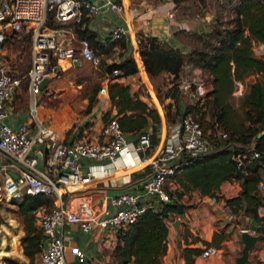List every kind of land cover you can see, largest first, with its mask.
<instances>
[{
    "label": "built area",
    "instance_id": "2783aa9c",
    "mask_svg": "<svg viewBox=\"0 0 264 264\" xmlns=\"http://www.w3.org/2000/svg\"><path fill=\"white\" fill-rule=\"evenodd\" d=\"M105 10L123 15L125 7L119 0H0V156L3 157L0 201L15 198L21 202L30 193H45L56 199L55 205L42 206L36 212L43 233L41 264H70L69 252L79 264H89L86 247L68 246L67 225L86 233L97 228L118 231L135 222L147 209H160L163 203L173 199L181 201L168 187L169 181L188 163L189 157L203 149L213 152L218 147L194 115L184 114L169 122L167 106L171 98L166 96V89L160 91L146 79L138 84L137 96L155 107L162 117L157 144L153 142L151 126L138 138H131L117 116L109 119L103 140L67 141L58 127L40 116V100L50 92L49 84L42 87L46 77L50 80L60 77L83 61L101 65L100 55L89 38L78 37L71 22L81 21L84 15L94 19ZM11 35L31 38L32 63L26 74L27 118L18 122L14 120L21 111L15 108L13 100L21 89L23 77L4 57L6 41ZM110 37L129 39L128 29L121 23L106 25L101 39L106 43ZM137 40L140 43L142 37L138 36ZM254 46L264 55V43L254 41ZM187 64L193 73L202 70L192 62ZM121 72L115 68L105 73L106 83ZM195 78L193 87L190 81L179 79V87L187 90L194 100L205 99L212 83ZM245 92L244 81H237L235 95L243 96ZM227 138L226 131H218V140ZM233 157L238 169L242 166L245 171L247 164L260 160L261 153L246 145L235 151ZM96 188L109 189L112 193L106 206L89 212L80 203L93 197ZM258 190L264 197V164ZM211 200L215 203L218 197L211 196ZM223 208L230 219L240 217L228 203ZM168 220L180 222L183 213L169 212ZM244 231L260 233L254 227L240 226V232ZM219 252L217 246L207 245L202 255Z\"/></svg>",
    "mask_w": 264,
    "mask_h": 264
},
{
    "label": "trees",
    "instance_id": "16d2710c",
    "mask_svg": "<svg viewBox=\"0 0 264 264\" xmlns=\"http://www.w3.org/2000/svg\"><path fill=\"white\" fill-rule=\"evenodd\" d=\"M233 8L231 19L220 18L210 31L201 35L206 43L205 48L183 53L157 36L141 35L140 55L146 71L151 76H158L164 72L173 75V86L166 88V96L171 98L167 106L168 121L173 122L181 115L192 114L201 121L213 142L217 145L224 143V146L218 145L213 152L189 157L188 163L181 166L173 176L182 186V190L178 188L172 193L181 199L185 191L199 189L203 194L220 197L219 191L223 182L240 181L242 183L240 193L227 197L226 202L241 217L251 216L254 219L251 227L264 233V215L260 211L264 206V197L258 190L264 164V56H257L253 49L254 41L264 43V0H238ZM89 20V17L84 15L81 21H74L71 24H75L78 37L89 38L99 55L110 52L118 41H122L124 45L128 43L127 38L111 37L104 43L99 33L89 26ZM15 38L28 39L31 47L29 35H25V38L11 35L6 45L10 41L12 43ZM186 62H192L208 71L212 79V88L205 99L194 100L185 107L183 114L176 116L172 114L173 106L177 107L176 103L181 98L177 81ZM101 64L104 66L102 69L104 74L112 72L115 68L122 71L118 75H113L109 82H113L109 95L112 104L117 108L121 126L128 132H142L152 125L153 142L157 144L158 131L162 125L159 111L133 93L130 84L126 85L117 80L138 72L137 59L129 54L118 61ZM252 73L255 74V78L247 82ZM237 81H244L246 85L245 94L239 96L243 97L242 100L235 99ZM23 84L28 90V78L22 82L21 88ZM100 88H96L90 106L94 104ZM27 98L29 100V94ZM239 101L243 115L237 119L235 103ZM210 109L213 110L212 113ZM220 130L228 133V138L224 141L218 140ZM246 145H252L254 149L259 150L261 157L259 161L245 166L246 181L243 183L244 178L238 173L237 160L233 155ZM55 203L56 199L45 193L26 194L19 203L26 231L21 240L26 255L30 257V263L40 254L43 244V233L37 224L36 212L42 206L51 207ZM185 209V203L173 199L163 203L160 209H147L128 227L119 229L114 250L118 257L115 264H163L162 258L168 250L169 212L183 213ZM205 243L211 245L210 241ZM203 250V247H185L183 253L186 263L194 264L195 256L201 254Z\"/></svg>",
    "mask_w": 264,
    "mask_h": 264
},
{
    "label": "crops",
    "instance_id": "0c3cea01",
    "mask_svg": "<svg viewBox=\"0 0 264 264\" xmlns=\"http://www.w3.org/2000/svg\"><path fill=\"white\" fill-rule=\"evenodd\" d=\"M119 1L122 2L125 7L123 15L105 10L101 15L89 20L88 23L92 29L99 33L100 37L102 35V29L106 25L110 26L115 23H121L126 26L129 34L128 43L124 45L122 41H118L113 45L110 52L103 53L102 55H113V52H116L119 55L115 61L129 54H132L137 59L139 64L138 72L117 79L126 85L130 84L131 91L136 95L138 84L141 80L146 79L156 86L157 81L154 80V78L159 77V75L151 76L146 71L139 51L140 43L137 40L138 36H157L161 41L175 48H179L183 53H189L192 49L196 48V45L193 44L192 41H196L197 39L200 43V39H202L201 35L210 31L216 22V12L208 11V4L204 5L200 0H182L180 2L176 0ZM192 3L197 7V10L191 13L186 12L188 8L191 7ZM172 11L174 12L173 15H171ZM109 62L114 61L112 60ZM187 63L189 62H186L183 67H189ZM81 64L82 63L79 65L81 66ZM79 65H77V67H79ZM182 71L180 72L181 79L184 77ZM160 75L173 76L169 72H164ZM54 79L50 80V82L52 80L53 82L49 83V90L54 85ZM104 91L105 90H103V92ZM180 91V101L176 103L177 107L173 106L172 111V114L176 116L183 114L185 107L189 103L194 102V99L190 97L187 90L181 87ZM107 96V108H111L110 110L117 114V108L112 104L110 95L108 94ZM141 99L146 101L144 98ZM96 105H94L93 108H96ZM26 118L27 112H19L17 119L14 121L18 122ZM63 118L64 117H60L57 119V121L59 120L60 122L59 125L61 129L58 128L61 130L62 137L67 141L80 138L82 136L80 133L81 130L78 129L77 126L72 127L71 122L64 121ZM105 126L103 127L102 133H99L100 136H93V140H103L106 138ZM150 126L153 128L152 125ZM67 128H69L68 133H66ZM128 133H130L131 138H138L141 131ZM201 153L209 152L203 149ZM1 158L3 157L0 156V161ZM168 187L172 191L178 188L182 190V186H180L174 178L169 181ZM241 189L242 183L240 181L223 182L219 191L220 197H218L215 203L212 202L211 195L203 194L199 189L185 191L181 198V202L186 204V209L183 212V220L178 224L176 223L177 221H174V227L169 225L168 250L164 255V264H187L183 253L184 248L187 246L204 248L207 246L205 241H210L211 245L217 246L220 252L211 256H204L202 253L196 255L194 264H236V258L241 254L244 245L241 238L240 226L251 224V227L254 224V219L248 215H243L242 217L240 215L239 218L232 220L223 207L227 203L226 198L238 195ZM92 192L93 197L83 200L80 203V205L85 207L89 212L97 211L106 206L109 202L110 194L112 193L111 190L103 188L93 189ZM260 211L263 214V207ZM66 232L68 246L76 244L87 248L89 253V264H115L116 260L112 257L113 249L106 254L103 251V246L106 244V241H112L118 232L116 229L100 230L97 228L92 233H86L82 232L74 225L69 224L66 226ZM263 243L264 241L261 240L258 243L261 247L257 245L251 251L250 261L247 264H264ZM255 250L259 251L256 256L253 255ZM68 259L70 264H79L77 258L70 252L68 253Z\"/></svg>",
    "mask_w": 264,
    "mask_h": 264
},
{
    "label": "rangeland",
    "instance_id": "374dc122",
    "mask_svg": "<svg viewBox=\"0 0 264 264\" xmlns=\"http://www.w3.org/2000/svg\"><path fill=\"white\" fill-rule=\"evenodd\" d=\"M237 1L238 0H206L202 2V4H208V11L216 12L217 21L220 18L221 20L231 19L234 13L233 6ZM188 10L186 12L191 13L197 10V7L192 3ZM192 43L196 45L194 49H203L206 47V43L202 39H200V43L197 39L196 41H192ZM30 48L29 40L26 38L23 40L15 38L12 43L10 41L4 48V57L13 64L16 73L23 77V83L27 79L26 74L32 63ZM253 49L257 56H264L258 50V47L254 46ZM105 55L100 54L102 63H111L109 61L112 60L115 61L119 54L113 52V55ZM103 67L102 64L97 66L89 61H84L81 66H75L63 73L60 77L55 78L54 85L50 88L51 91L48 94H44L40 100V116L60 129V122L59 120L57 121V119L64 117V121L71 122L72 127L77 126V128L81 130L80 133L82 136L79 139H92L93 136H98L99 133L101 134L103 127L107 125L109 119L112 116H117L116 113L110 110L111 108H107L108 106H106V101L108 99L107 95L109 94V89L112 87L111 85L113 82L106 83L102 71ZM182 73L184 75L182 80L190 81L192 87L195 85L192 81L193 77H197L195 79H203L207 81L209 85L212 83L210 73L203 68L197 74L193 73L189 67H183ZM254 78L255 74L252 73L247 78V82H250ZM179 79H181V77H179ZM154 80L157 81L156 86L160 90H165L174 84L173 76L171 75H159V77L154 78ZM52 82L53 80L50 83ZM177 82L179 84V81ZM97 87H101V90L98 92V95H96L94 104L90 106L91 98L95 94ZM103 90L105 91L103 92ZM27 97L28 90H26L23 84V87L17 92L13 100L15 106L17 105L16 108L21 112L27 111ZM235 99L242 100L243 97L235 96ZM94 105L97 106L96 108L94 107L95 109L93 108ZM235 106L236 118L240 119L243 115L241 101L236 102ZM210 111L211 113L213 112L211 109ZM107 115L108 118H106ZM68 129L69 128H67L66 133H68ZM19 202L20 201L15 198L0 201V264H41L40 254L30 263V257L26 255L24 251L21 238L26 231L24 217L19 211ZM37 224H39L38 219ZM168 224L174 227V223L171 222V220H169ZM250 225L251 224H247V226ZM117 239L118 232L111 242L106 241V244L103 246V251L106 254L113 249L114 256L112 255V257L116 261L118 257L114 253V250L117 245ZM262 245L264 246V243ZM257 253H259V251L255 250L253 255L256 256ZM164 257L165 256L162 258L163 264Z\"/></svg>",
    "mask_w": 264,
    "mask_h": 264
},
{
    "label": "water",
    "instance_id": "95a60500",
    "mask_svg": "<svg viewBox=\"0 0 264 264\" xmlns=\"http://www.w3.org/2000/svg\"><path fill=\"white\" fill-rule=\"evenodd\" d=\"M50 82V78L46 77L42 83V87L46 88ZM261 133L259 134V136ZM238 173L243 176L244 180L243 183L246 181V173L241 166L238 169ZM17 177V174H14ZM177 224L180 222H176ZM241 238L243 240V248L241 254L236 258V264H247L250 261V254L251 251L258 245V243L264 239V233H259L258 235H253L249 231H244L241 233Z\"/></svg>",
    "mask_w": 264,
    "mask_h": 264
}]
</instances>
